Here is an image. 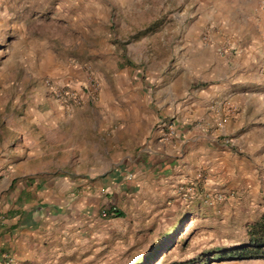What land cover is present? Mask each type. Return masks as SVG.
Instances as JSON below:
<instances>
[{
  "label": "rangeland",
  "instance_id": "obj_1",
  "mask_svg": "<svg viewBox=\"0 0 264 264\" xmlns=\"http://www.w3.org/2000/svg\"><path fill=\"white\" fill-rule=\"evenodd\" d=\"M52 87L79 99L58 98ZM211 87L221 93L223 116L210 134L201 120L191 124L192 172L167 176L162 190L156 168L140 174L142 186L131 184L137 152L160 116L157 100L203 115ZM49 132L79 149L5 155L12 136ZM6 163L0 264H138L148 254L151 264H264L216 259L245 242L264 213V0H0ZM44 164L51 170L27 171ZM30 176L52 180L49 200L21 193ZM110 177L117 188L94 190L92 182ZM75 180L88 187L72 190ZM98 192L104 202L95 216L61 213ZM109 202L124 217L106 224L99 218Z\"/></svg>",
  "mask_w": 264,
  "mask_h": 264
},
{
  "label": "crops",
  "instance_id": "obj_2",
  "mask_svg": "<svg viewBox=\"0 0 264 264\" xmlns=\"http://www.w3.org/2000/svg\"><path fill=\"white\" fill-rule=\"evenodd\" d=\"M209 96L208 100L206 102V111L203 115L199 111L193 112L195 107L189 108V104L186 105H174V102L171 101H163L159 103V99L157 100V106L159 110V119L156 122V128L154 130H151L150 133L147 135V137L144 138V141L142 143H145V147L142 148V150H138L137 152V158L141 159L138 162V168L139 172L133 173L136 177L133 181H131V184H134L135 187H137L139 184L141 186L143 185V181L141 180V177L143 175H140L141 173H146L148 170L154 171L155 168L159 169V190L163 189V184L165 183L164 180L167 178V176L171 177L173 174L176 178H182V176H179L182 173L183 175L185 173H188L189 171L192 172V167L189 166L190 161L193 159V149L194 145L196 143V138L192 139V134L194 133V130L191 129V124L195 121H202L204 124L202 127L205 128L207 125L209 130V134L212 132L214 125L220 123V117L223 116L222 113H219V109H221V97L220 92L218 88L211 87L209 90ZM100 99L95 103L94 108H98ZM87 107H82L81 110H86ZM168 117V118H167ZM175 118L173 121L171 118ZM161 120H165L168 124L172 123V130L174 134L172 136H169L167 139H163L165 134L169 133L166 129L159 128V122ZM99 126V125H98ZM100 128V126H99ZM80 132V131H79ZM53 132H49L48 134H45L41 138L39 136H19L15 135L12 136L10 139L6 141L11 142V148H3L1 145V148L5 149L6 153L5 155H21L22 150L28 149L29 153H32L33 157H40L43 155L51 156L54 151H64V153L67 156H73L74 151L78 150V145H74V143L70 144H64L65 142H70L69 140H64L63 138H56L52 134ZM78 133V131H76ZM200 133H205V131H202ZM200 136V135H199ZM207 136V135H206ZM63 144L59 146V144ZM27 147V148H25ZM180 156V157H179ZM176 157H179V159H175ZM6 164L0 165V170H3L1 166H5ZM47 165L46 169L45 166H34L32 168H28L27 171L30 173H37L41 171H49L50 164H44ZM10 168V167H9ZM4 172V171H3ZM140 179V180H139ZM76 181V182H75ZM74 182H71L70 185H72V190L76 188L77 186H82L83 184L88 187V181L87 180H81L77 182L75 180ZM115 180L112 179V177L108 178L106 182H102L100 185L99 182H92L91 185L96 190V187L100 188V186H106L107 191L105 193H109V186L111 185L112 188L116 187L119 184L114 183ZM52 183V180L41 178V177H35L30 176L25 179V181L20 182L19 186L22 187V194H29L31 196H38V198L42 197L43 201H45V198L49 200L50 195L46 191ZM68 184V185H69ZM108 186V187H107ZM133 186V185H132ZM121 191L125 192V187L121 186ZM117 188V187H116ZM36 190V191H35ZM99 190V189H98ZM119 191V188H118ZM117 191V192H118ZM101 192H98L96 195V198L92 201H89V199H85L84 197L80 196L79 198H76L74 200L73 204H68L67 207L61 208V213H69V215H77V214H89L92 213L93 216H95L99 210L100 203L103 205L104 199H101L99 196ZM90 192L85 193V195H89ZM129 196H131V193H128ZM127 194V195H128ZM126 195V193H125ZM48 196V197H47ZM98 198V200H97ZM101 199V200H100ZM38 200V199H37ZM87 200L88 203L85 201ZM100 200V203H99ZM42 201V202H43ZM71 198H67V202H70ZM41 202V203H42ZM51 202V201H48ZM61 204H64L61 203ZM94 204V205H92ZM88 205V209H85V207ZM114 204L108 203L107 206L104 208L107 212V215L104 218H99L101 221H105L106 224L115 223L116 220H119L121 218H111L115 215V212L118 211L121 213L120 208H115L113 206ZM64 209V210H63ZM111 215L110 217L108 216ZM122 214V213H121ZM123 215V214H122ZM50 218L53 216L52 213H49L48 215ZM68 216V215H67ZM124 217V216H123ZM48 220V219H47ZM19 239V238H18ZM19 242L18 240L16 243Z\"/></svg>",
  "mask_w": 264,
  "mask_h": 264
},
{
  "label": "trees",
  "instance_id": "obj_3",
  "mask_svg": "<svg viewBox=\"0 0 264 264\" xmlns=\"http://www.w3.org/2000/svg\"><path fill=\"white\" fill-rule=\"evenodd\" d=\"M111 215L108 214L109 217ZM111 218H123V215L116 211L115 215ZM217 252H219V254L216 259H220L222 261L264 259V213L257 222L250 225L247 232V240L245 242L226 251ZM151 255L152 254H148L142 257L138 261V264H151ZM159 257H161V253L157 255L156 259ZM209 260V258H198L197 261L189 260L172 264H207Z\"/></svg>",
  "mask_w": 264,
  "mask_h": 264
},
{
  "label": "built area",
  "instance_id": "obj_4",
  "mask_svg": "<svg viewBox=\"0 0 264 264\" xmlns=\"http://www.w3.org/2000/svg\"><path fill=\"white\" fill-rule=\"evenodd\" d=\"M89 84V89L91 90V92H88L87 91V95L91 96L94 95L96 93V86L94 84V82H91V83H88ZM55 91H57V94H55L58 98L60 97H63V98H67L68 100H73V99H77L76 98V95L74 93H72L71 91H62V92H59L57 90L56 87H52L51 88V91L50 93H56ZM79 99V98H78ZM67 103L70 102V101H66ZM65 102V103H66ZM78 104V102H76ZM175 118H171V120L173 121ZM159 128H161L162 130L163 129H166L169 130L167 134H165V136L163 137V139H167L169 136H172L174 134L173 130L171 129L172 128V123L168 124L165 120H161L159 122ZM107 215V212L106 211H102V216L105 217Z\"/></svg>",
  "mask_w": 264,
  "mask_h": 264
}]
</instances>
